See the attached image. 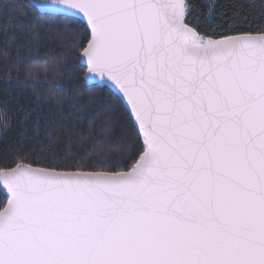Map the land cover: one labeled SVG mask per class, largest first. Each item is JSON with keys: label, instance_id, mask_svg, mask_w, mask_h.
<instances>
[{"label": "snow or ice", "instance_id": "6c2138e0", "mask_svg": "<svg viewBox=\"0 0 264 264\" xmlns=\"http://www.w3.org/2000/svg\"><path fill=\"white\" fill-rule=\"evenodd\" d=\"M55 3L36 0L79 25L78 69L133 143L0 165V264H264V24L209 33L191 0ZM26 72L63 88L46 61Z\"/></svg>", "mask_w": 264, "mask_h": 264}, {"label": "trees", "instance_id": "16d2710c", "mask_svg": "<svg viewBox=\"0 0 264 264\" xmlns=\"http://www.w3.org/2000/svg\"><path fill=\"white\" fill-rule=\"evenodd\" d=\"M191 2L194 26L209 33L229 27L258 30L264 24V0ZM13 7L20 12L13 13ZM79 30L75 21L40 13L30 0H0V110L10 118L6 131L0 127V165L23 154L39 160V166L54 167L66 163L69 152L85 155L81 141L89 149L132 146L133 132L123 107L107 88L87 85L78 69L74 40ZM32 61H46L51 69L48 80L63 88L25 82ZM5 198L0 191V201Z\"/></svg>", "mask_w": 264, "mask_h": 264}, {"label": "water", "instance_id": "95a60500", "mask_svg": "<svg viewBox=\"0 0 264 264\" xmlns=\"http://www.w3.org/2000/svg\"><path fill=\"white\" fill-rule=\"evenodd\" d=\"M30 2L39 10L40 13L42 14H48V13H45V12H42L36 5V0H30ZM47 3L51 4V6L54 8L56 7V3H55V0H47ZM51 15V14H50ZM87 82V85H95L96 84V81H86Z\"/></svg>", "mask_w": 264, "mask_h": 264}]
</instances>
